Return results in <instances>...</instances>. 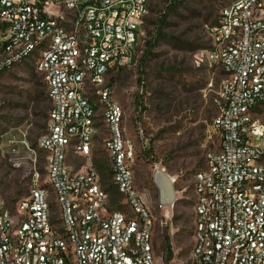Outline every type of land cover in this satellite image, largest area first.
Masks as SVG:
<instances>
[{
	"label": "built area",
	"instance_id": "obj_1",
	"mask_svg": "<svg viewBox=\"0 0 264 264\" xmlns=\"http://www.w3.org/2000/svg\"><path fill=\"white\" fill-rule=\"evenodd\" d=\"M148 14L149 0H0V73L34 61L51 102L45 134L35 147L22 141L15 164L26 166L28 194L10 207L0 192V264H185L155 250V217L109 80L134 65ZM209 32L212 47L193 63L225 74L212 124L220 145L194 176L187 264H264V0H232ZM99 110L120 207L93 163ZM71 157L87 162L77 167ZM167 177L174 187L177 178ZM177 193L158 202L164 217Z\"/></svg>",
	"mask_w": 264,
	"mask_h": 264
},
{
	"label": "rangeland",
	"instance_id": "obj_2",
	"mask_svg": "<svg viewBox=\"0 0 264 264\" xmlns=\"http://www.w3.org/2000/svg\"><path fill=\"white\" fill-rule=\"evenodd\" d=\"M150 11L142 25L134 65L110 74L113 97L123 107L125 134L136 147L134 170L137 185L145 192L155 217L154 246L169 262L187 264L194 244V176L206 164L207 154L219 148L220 135L213 127L217 114L214 100L225 74L220 67H196L193 56L209 49V28L218 23L221 10L232 0H185L170 13L161 38L149 48L158 18L171 0H149ZM26 61L0 74V192L12 207L28 194L26 166L15 164L26 153L24 141L35 147L45 134L51 102L46 82ZM91 95V94H90ZM91 97L98 102L97 97ZM99 103V102H98ZM93 163L111 205L121 206L122 197L112 183L105 149L108 129L98 111ZM44 179V154L39 152ZM77 167L87 162L71 157ZM165 168V173L157 172ZM167 175L176 177L170 183ZM178 201L167 217L157 204ZM167 244L172 248L170 257Z\"/></svg>",
	"mask_w": 264,
	"mask_h": 264
},
{
	"label": "trees",
	"instance_id": "obj_3",
	"mask_svg": "<svg viewBox=\"0 0 264 264\" xmlns=\"http://www.w3.org/2000/svg\"><path fill=\"white\" fill-rule=\"evenodd\" d=\"M183 1H185V0H171V3L169 4L167 11H165L164 14H162L157 20L156 30L154 32L153 37H151V39L149 40V43H148L149 48H151L153 45H155L156 41L160 40L161 38H167L168 37V34L165 33L164 30H165L166 26L168 25L170 13L173 12L176 8H178V6ZM149 11H150V1H149ZM145 20H146V18H145ZM48 97H49V95H48ZM167 249H168V252L170 255L169 258H171L172 257V248L169 244H167Z\"/></svg>",
	"mask_w": 264,
	"mask_h": 264
}]
</instances>
